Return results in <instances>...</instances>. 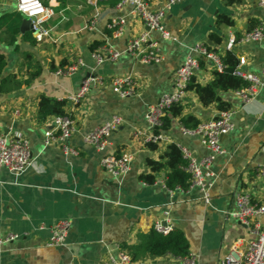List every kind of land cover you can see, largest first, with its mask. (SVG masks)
Segmentation results:
<instances>
[{"label":"crops","instance_id":"0c3cea01","mask_svg":"<svg viewBox=\"0 0 264 264\" xmlns=\"http://www.w3.org/2000/svg\"><path fill=\"white\" fill-rule=\"evenodd\" d=\"M49 6L50 0H40ZM119 0H56L55 15L47 24L51 38L39 43L32 30L12 34L18 0H0V55L6 60L0 79V133L23 137L30 142L31 167L14 176L0 169V233L18 239L0 248V264H98L116 254L121 244L135 246L158 222L180 230L189 243L196 264H219L232 247L241 249L250 239L248 228L233 219L234 196L248 192L257 203L264 201V91L243 105L231 93L220 94L235 111L234 130L223 136L225 154L212 165L211 205L203 202L199 189L186 193L170 192L161 184L146 183L142 175L151 173L147 160H160L167 145L175 143L197 160L208 150L196 138L183 136L179 120L195 117L200 123L218 116L215 105L203 106L194 91H187L180 104L181 117L174 120L166 135L170 142L152 150L146 144L155 130L145 122L148 108L171 93L174 74L196 44L222 53L231 34L240 38L256 27L264 29V8L258 0H242L228 5L226 0H180L166 14L164 27L177 41L160 43L161 64L144 65L125 53L127 43L145 31L133 7L117 8ZM168 0H147L152 10L166 6ZM54 5V4H53ZM222 16L232 26L219 25ZM124 19V31L114 36L111 21ZM99 44L95 50L93 45ZM104 46L121 52L118 60L97 65L93 54ZM245 58V72L260 76L264 70V41L237 44L233 51ZM85 67L71 76L58 75L75 60ZM239 65V64H238ZM213 68L202 62L195 81L212 82ZM132 76L136 95L121 98L112 80ZM94 84L80 103L66 102L65 110L77 125L69 144L78 156L65 155L59 146H44L54 117L39 119V100L66 101L77 93L87 78ZM27 82L29 84H27ZM18 112V113H16ZM120 116L124 123L109 138L104 151L85 144L84 136L94 128ZM133 155L130 172L121 185L101 167L107 155ZM158 178L164 179L162 175ZM68 220L71 228L63 247L48 248L51 229ZM138 264H181L171 255L145 256Z\"/></svg>","mask_w":264,"mask_h":264},{"label":"built area","instance_id":"2783aa9c","mask_svg":"<svg viewBox=\"0 0 264 264\" xmlns=\"http://www.w3.org/2000/svg\"><path fill=\"white\" fill-rule=\"evenodd\" d=\"M50 5H44L40 0H18L17 11L24 18L32 22V33L37 42L41 43L51 38L52 29L47 24L55 15L56 0H50ZM180 0H168L165 7L159 10H152L147 0H119L117 8L122 9L126 5L133 7V14L137 15L146 27L147 31L136 38L128 41L125 53L129 54L136 61L144 65H158L164 61V56L160 43L152 38L151 32H157L163 40L177 41L164 27V19L168 10L176 5ZM54 4V5H53ZM258 5L264 8V0H258ZM126 21L122 18L113 20L108 28L114 36H119L124 31ZM264 41V29L256 27L245 33L240 38L231 34L228 38L224 51H234L237 44L244 42H262ZM121 52L115 51L111 46H104L93 54L97 65L105 62L118 60ZM202 62H208L214 71L224 72L225 65L221 59V53L211 51L203 44H196L189 49V55L184 63L174 74V86L171 93L161 97L156 105L148 108L145 115V122L150 128L156 130L162 125V119L166 113L176 104H181L187 92V85L196 76L201 68ZM245 64V58H240L239 65L232 71V75L242 78L249 83V86L242 90L233 92V95L243 104L253 101L260 91H264V70L261 75H255L245 72L241 65ZM85 67L83 60L77 59L65 69H59L56 74L71 76L78 70ZM99 82L95 78L84 80L81 89L71 95L66 102L76 105L81 102L90 88ZM112 86L121 98H129L136 95V83L132 76L114 78ZM18 113V112H16ZM234 110L221 111L218 116L212 120L200 123L196 128H186L179 121V131L183 136L196 138L208 150V155L202 160H197L186 148L177 145L188 160L186 171L191 177V183L187 190L180 188L169 190L164 179L158 178L155 183L161 184L170 192L179 191L186 193L195 188L199 189L203 196V202L211 205V189L213 187L214 173L211 168L218 156L225 154L222 147V137L234 130L233 116ZM124 121L120 116H113L105 124L91 130L84 136V142L92 146L97 151H104L112 133L117 131ZM77 132V125L74 118L68 113L66 116H56L53 118L52 128L47 132L44 138V146H59L65 155L78 156L79 151L74 149L70 140ZM169 138L164 134H155L146 139V144L169 143ZM133 155L125 153L122 155H107L101 160V167L109 173L119 185L123 183L124 177L130 172ZM32 165L30 142L26 138L4 135L0 133V169H7L14 176H20L25 173ZM259 173L264 176V167L260 168ZM236 210L230 213V216L244 224L250 233L251 239L237 249L232 247L228 254L222 258L219 264H264V201L257 203L252 200L248 192H238L234 196ZM71 223L68 220L58 222L51 229V237L47 242L48 248L63 247L66 243ZM155 230L163 235H167L173 229L171 226L158 222L154 226ZM18 239L16 234L6 236L0 233L1 246ZM181 264H196V258L189 253L188 256L180 259ZM98 264H138L133 262L127 251L119 248L116 254H109Z\"/></svg>","mask_w":264,"mask_h":264},{"label":"trees","instance_id":"16d2710c","mask_svg":"<svg viewBox=\"0 0 264 264\" xmlns=\"http://www.w3.org/2000/svg\"><path fill=\"white\" fill-rule=\"evenodd\" d=\"M242 0H226L228 5L240 4ZM20 13H17L13 20L15 25L12 34L18 31L21 20ZM219 25L224 24L232 26L233 21L229 17L222 16L219 19ZM99 44L93 45L95 50ZM211 51L218 52L208 48ZM221 59L226 67L224 72H213V80L207 84H200L195 81V77L187 85V91H194L203 106L215 105L221 111L231 110V104L223 99L220 94L232 93L237 90L245 89L249 83L233 76L232 71L238 66L239 59L233 51H225L221 53ZM6 67V60L0 55V79ZM4 83L5 79H1ZM27 84H29L27 82ZM66 101H52L42 96L39 100V119L44 121L49 117L66 116ZM183 107L176 104L166 113L162 119V125L155 130V134H166L173 126L174 120L181 117ZM186 128H196L200 122L193 116H187L179 120ZM158 144L149 143L148 147L152 150L157 149ZM147 165L151 170L150 174L142 175L141 179L146 183H154L158 176L162 175L165 184L169 190L178 188L187 190L191 183V177L186 171L188 160L183 157L182 152L175 143L167 145L166 151L160 156V160H147ZM121 250L127 251L133 262H138L145 256H164L171 255L176 258H184L189 255V243L185 235L180 230H172L167 235H163L152 228L147 234L141 236L139 244L128 246L121 244Z\"/></svg>","mask_w":264,"mask_h":264},{"label":"water","instance_id":"95a60500","mask_svg":"<svg viewBox=\"0 0 264 264\" xmlns=\"http://www.w3.org/2000/svg\"><path fill=\"white\" fill-rule=\"evenodd\" d=\"M32 21L30 19H27V18H24L23 19V22H22V30L24 31H29V30H32Z\"/></svg>","mask_w":264,"mask_h":264}]
</instances>
